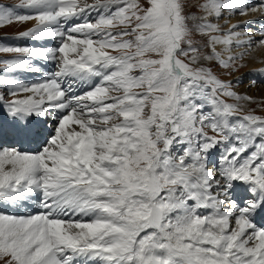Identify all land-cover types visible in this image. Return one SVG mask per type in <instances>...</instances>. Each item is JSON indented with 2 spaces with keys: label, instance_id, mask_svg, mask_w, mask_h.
Instances as JSON below:
<instances>
[{
  "label": "snow or ice",
  "instance_id": "6c2138e0",
  "mask_svg": "<svg viewBox=\"0 0 264 264\" xmlns=\"http://www.w3.org/2000/svg\"><path fill=\"white\" fill-rule=\"evenodd\" d=\"M14 25L0 264H264V114L214 71L264 49V0L0 3Z\"/></svg>",
  "mask_w": 264,
  "mask_h": 264
},
{
  "label": "rangeland",
  "instance_id": "374dc122",
  "mask_svg": "<svg viewBox=\"0 0 264 264\" xmlns=\"http://www.w3.org/2000/svg\"><path fill=\"white\" fill-rule=\"evenodd\" d=\"M11 1V0H8ZM0 2H6V0H0ZM190 3H194L195 0H189ZM20 29L19 25H14V26H10V27H6L3 30H0V34H2L3 32H14ZM18 32L16 33H11V34H2L1 37H10L11 35H17ZM250 61H254L253 58H250L249 60H247L246 63V67L242 68L239 72L233 74V75H227L226 73H224V70L219 69L218 67L214 66V71H216L218 74H223L226 78V80H236L238 77L242 79L243 83L236 88L235 90L240 93V94H244L247 93L249 96H252L254 99H256L259 103L255 104V105H251L252 108H256L258 114H264V111H262V109H264V85H260L257 86L256 88H249V82H250V78L251 76V71H250V66H249V62ZM231 102V101H230Z\"/></svg>",
  "mask_w": 264,
  "mask_h": 264
},
{
  "label": "bare ground",
  "instance_id": "6f19581e",
  "mask_svg": "<svg viewBox=\"0 0 264 264\" xmlns=\"http://www.w3.org/2000/svg\"><path fill=\"white\" fill-rule=\"evenodd\" d=\"M13 4V3H10ZM31 25H27L25 27H28ZM8 35V34H6ZM2 36V35H1ZM14 36V35H11ZM10 36V37H11ZM253 60L254 61H250L248 64L250 66V71H251V78H257L258 77V69L264 67V49H258L253 53ZM264 94V92H263Z\"/></svg>",
  "mask_w": 264,
  "mask_h": 264
}]
</instances>
